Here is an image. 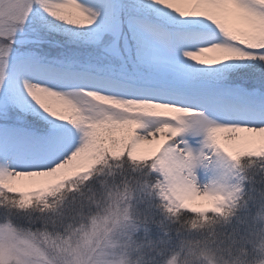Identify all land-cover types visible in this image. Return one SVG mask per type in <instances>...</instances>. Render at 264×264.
Listing matches in <instances>:
<instances>
[{
	"label": "snow or ice",
	"instance_id": "6c2138e0",
	"mask_svg": "<svg viewBox=\"0 0 264 264\" xmlns=\"http://www.w3.org/2000/svg\"><path fill=\"white\" fill-rule=\"evenodd\" d=\"M193 149L264 156V0H0V201L47 202L110 156L183 187ZM17 225L0 209L5 260Z\"/></svg>",
	"mask_w": 264,
	"mask_h": 264
},
{
	"label": "clouds",
	"instance_id": "9594fccd",
	"mask_svg": "<svg viewBox=\"0 0 264 264\" xmlns=\"http://www.w3.org/2000/svg\"><path fill=\"white\" fill-rule=\"evenodd\" d=\"M185 158L183 187L140 156H110L47 202L0 201L5 223L27 221V244L0 264H264V156Z\"/></svg>",
	"mask_w": 264,
	"mask_h": 264
}]
</instances>
